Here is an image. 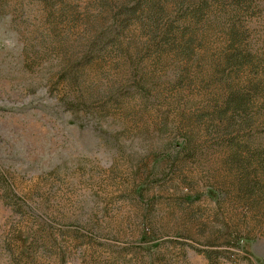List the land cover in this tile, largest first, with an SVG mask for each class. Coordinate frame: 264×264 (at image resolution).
<instances>
[{
    "label": "rangeland",
    "instance_id": "rangeland-1",
    "mask_svg": "<svg viewBox=\"0 0 264 264\" xmlns=\"http://www.w3.org/2000/svg\"><path fill=\"white\" fill-rule=\"evenodd\" d=\"M165 4L0 0V264H264V0Z\"/></svg>",
    "mask_w": 264,
    "mask_h": 264
},
{
    "label": "trees",
    "instance_id": "trees-1",
    "mask_svg": "<svg viewBox=\"0 0 264 264\" xmlns=\"http://www.w3.org/2000/svg\"><path fill=\"white\" fill-rule=\"evenodd\" d=\"M45 1H48V0H45ZM96 1L100 2L101 5L105 6V8H108L110 11L116 10V12H114L111 15V18L115 22L113 24H117L116 27L118 29L112 32L109 31L108 32L109 34H112V33L114 34L116 32H119L121 29L123 30L127 25L126 21L130 20V18L133 17L136 23H141L143 25H146L149 28V31L151 32V34L153 32L154 33L157 32L160 35V39L165 40V39H168L167 34L169 35V32L174 30L173 22L175 21L179 22L182 20V17L173 18L172 13L167 11L165 3H167V1L169 0H96ZM194 15L195 13H192V16ZM172 18L173 20L174 19L175 20L171 23L170 20ZM164 23L166 27L162 31H160V26H162ZM102 32H104L102 35H106L107 33L106 30ZM181 33L182 35H184V30H182ZM230 33L231 34L228 35L229 42L235 43L236 41L239 40L238 35L232 32ZM97 39L98 37L95 39V46H96ZM150 40L153 41V44H151V46H153L154 49H157L158 44H156V40L155 39H150ZM240 43L241 42H238V44ZM243 54L239 52L235 56H229L230 58L229 61H232V60L234 61L233 63H230L229 65H234L236 60L238 59L237 57L241 58ZM237 107H242V105L240 104Z\"/></svg>",
    "mask_w": 264,
    "mask_h": 264
}]
</instances>
